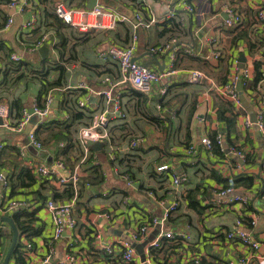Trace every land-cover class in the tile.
<instances>
[{"label": "crops", "instance_id": "0c3cea01", "mask_svg": "<svg viewBox=\"0 0 264 264\" xmlns=\"http://www.w3.org/2000/svg\"><path fill=\"white\" fill-rule=\"evenodd\" d=\"M176 1L170 6L164 0H18L25 5L21 11L10 6L8 0H0V103L12 107L17 100L21 112L30 110L38 105L36 96L42 88L39 82L43 78L50 82L60 80V84L53 86V111L43 124L30 122L23 132L6 127L0 130V173L10 183L6 187L0 182V216L12 218L14 212L23 210L26 214L22 219H31L33 230L21 234L23 243L34 245L26 256L28 264H39L49 252L50 264H125L119 254V242L131 239L132 233L153 217L158 223L132 242L137 254L132 264H148L149 256L156 264H167L195 255L202 257L203 264H240L239 259L249 258L253 252L239 240H229L224 233L239 218L254 238H264V135L256 126L246 128L244 124V114L251 116L254 112L257 116L258 111H264V78L252 85L256 62L261 63L260 70L264 73V45L250 49L249 44L264 37V23L257 20L264 0H187L194 5V12H187L183 1ZM58 2L85 8L101 2L118 9L127 19L116 30L81 32L56 16ZM141 2H145V8H141ZM229 7L242 14L241 23L224 25ZM140 9L146 20L153 13L155 22L137 29L136 61L164 71L166 76L153 84L148 94L135 90L127 82L116 84L114 92L120 95L125 112L124 117L118 114L113 117L109 128L111 144L120 147L116 158L110 157L108 142L104 143L103 149L90 152L81 166L77 189H64L55 178L42 177L35 168L51 165L62 153L72 166L81 162L84 149L79 132L91 125L105 108L104 96L100 94L107 87L103 75L110 74L116 83L120 81L118 65L101 54L111 45L125 46L130 42L137 23L135 15ZM10 16L14 21L6 28ZM32 18L34 25L24 27ZM241 32H247L246 39L241 38L235 44L233 39ZM44 36L46 41L38 46ZM213 38L217 44L212 42ZM167 43L171 46L164 53L151 51L152 47ZM42 46L48 48L44 56L40 53ZM216 46L222 49L220 58L212 56ZM241 49L247 58L246 68L252 73L247 88L244 85V99L241 98L244 113L216 86L232 82L238 76L236 62ZM12 54H18L21 60H12ZM192 69L202 70L210 80L189 82ZM29 81L34 83L28 86ZM81 99H87L86 106H79L77 100ZM222 100L238 114L231 131L218 116L219 109L230 107ZM31 130L42 140V149L28 143ZM215 133L223 137L225 149L232 147L229 144L232 142L238 149L252 152L256 163L246 165L229 153L225 158L210 154L201 139ZM133 137L140 139L137 147L130 146ZM192 143L198 144L195 155L188 153ZM164 166L168 168L162 170ZM26 168L31 169L35 178L30 186L21 183L25 179L21 172ZM116 168L130 173L133 184L128 185ZM241 173L256 176L251 187H233L237 194L249 197L248 204L237 203L212 212L206 211V207L202 210L190 207L192 191L197 190L193 196L204 205L208 198H219L218 191L224 186L222 179H232ZM176 174L183 178L179 187L172 184V176ZM75 195L77 226L55 240L53 215L46 202L48 199L68 202ZM176 198L180 200L179 209L162 222L166 206ZM10 199H22L28 205L8 211ZM104 213H110L112 219L105 218ZM254 219L257 222L252 225ZM163 227L190 234L191 239L163 238L160 248L149 251ZM12 233L11 225L0 221V264L12 244ZM99 237L114 247L115 255L97 246ZM68 256L73 259L67 261ZM249 261L264 264V241ZM9 264H16L12 256Z\"/></svg>", "mask_w": 264, "mask_h": 264}, {"label": "built area", "instance_id": "2783aa9c", "mask_svg": "<svg viewBox=\"0 0 264 264\" xmlns=\"http://www.w3.org/2000/svg\"><path fill=\"white\" fill-rule=\"evenodd\" d=\"M164 1L171 6L172 2H174L175 0ZM180 1H183L184 4H186L187 12H194V5L189 4L187 0H177L176 2L178 3ZM9 5L12 7H19V10L21 11L25 7L24 4L20 5L18 0L10 1ZM142 7L145 8V2H141V8ZM226 12L227 18L224 20L225 26L239 24L243 21L242 14L236 11L234 8L229 7ZM170 13L174 15L172 11H170ZM55 14L58 18L63 20V22L69 24L71 27L81 32H89L91 30H116L121 22L127 19V17L118 9L105 6L101 2L95 4L92 8L74 7L69 6L64 2H58L55 5ZM135 17L137 23L134 25L135 30L133 31L130 42L125 46L111 45L106 50V52H103L101 54L104 59L112 60L118 65L120 81L116 83L115 78H113L110 74L103 75L102 80L107 87L103 88L100 91V94L104 96L105 108L97 114L95 121L91 125L82 128L79 132V137L84 149L81 162H77L72 166V164H70V159H68L62 153L53 161L51 165L42 164L39 167L35 168L40 176L55 178L64 189H77V183L80 179L81 174V166L87 162L91 152L90 148L95 142H103L105 144H107L108 142V153L112 159L116 158V152L120 149V147L111 144L109 128L113 117H115L117 114L122 117L125 116V112L122 110L121 97L118 93L116 94L114 92V87L116 86V84L120 82H127L135 90L143 94H148L151 92L153 84L161 82L166 76V73L164 71H159L149 66L142 65L138 61L134 60L135 53L138 48L139 39L137 29L139 27H149L155 22L153 13H151V18L149 20H146L142 14L141 9L136 13ZM257 20L264 23V6L260 7L258 10ZM13 21V16H10L6 24V28L9 27L13 23ZM34 22L35 18H32L24 24V27H31L34 25ZM45 41L46 36L41 39L38 46ZM212 42L214 44H217V39L213 38ZM170 46V43L160 46H154L152 47L151 51L154 53H164L170 48ZM222 54V49L218 46H216L212 51V56L214 58H220ZM11 59L14 61H20L21 57L18 54H12ZM239 63V60H237L236 64L238 68ZM251 78V71L248 68H245L243 72V84L245 85L246 83H248ZM188 80L191 83H202L205 80L208 81L210 79L207 78L206 74L202 70L192 69L189 70ZM237 80H239V77L235 76L232 82H226L225 84L216 86L223 96L233 102L237 110L241 111V113H244L243 110H245V106L241 101L240 93L237 89ZM54 90V87H50L44 95L42 104H38L34 108L33 113H30L29 110L25 109V111H23L22 117L19 119H13L11 116L10 106L6 103L1 102L0 118L2 119L3 123H0V130L2 127H6L12 128L16 132H23L26 126L30 124L33 117L36 118L37 124H43L53 111ZM77 103L79 104V106L84 107L87 104V99L77 100ZM244 124L246 128L256 126L264 135V111H258L256 123L252 122L251 116L248 113L244 114ZM139 141V137H133L130 140V146L137 147L139 145ZM216 141L218 144H220L222 149L226 150L223 143V137L220 134L216 136ZM28 143L37 149L43 148V142L38 137L36 131L31 130L28 133ZM201 144L210 154H213V141L210 137L202 138ZM1 147L2 146L0 145V148ZM229 149L233 155L244 161L246 152L239 150L235 146L230 147ZM197 152L198 144L192 143L190 146H188V153L190 155H195ZM167 168V166H164L161 169L166 170ZM116 173L119 174L128 185L133 184V178L130 173L122 171L119 168H116ZM0 182L6 187L10 186L8 179L2 173H0ZM182 182L183 178L180 175L176 174L172 176L173 186L179 187L181 186ZM262 182V199L264 207V171L262 174ZM218 197V199L214 196L208 198V200L204 204L206 206V211H219L226 208L228 209L233 204L240 203L241 205H246L249 203V197L246 195L237 194L232 186L220 188V190L218 191ZM76 198L77 196L75 195L70 201L62 203L55 201L54 199L47 200V208L52 212L53 215V238L55 240L60 239L67 229H74L77 226V218L74 214ZM27 205L28 204L25 200L10 199L6 205V209L8 211L18 210L27 207ZM179 206L180 200L178 198L172 200L165 208L162 222L166 221L173 213H175L179 209ZM103 215L107 219H112V215L110 213H104ZM256 222L257 220L254 219L250 223L254 225L256 224ZM156 223H158V219L153 217L147 223L139 226L132 233L131 239H122L119 242V254H121L125 264H132L133 262H135V259L137 257L136 250L132 242L142 238L147 233L149 227ZM243 223L244 220L242 218H239L234 226L229 230H224V233L229 240H239L241 243L251 249L253 253L249 258L242 257L241 259H239L240 264H250V258L254 256V252H257L260 249L264 238H254L251 233L245 230V228L243 227ZM163 238H167L170 241H178L180 239L189 241L191 239V235L187 233H175L172 230H168L163 227L157 238L151 243L149 251H151V248H160ZM96 240L97 246H99V248H102L107 254L115 255L114 247L111 246L110 243L103 242L102 238L100 237ZM33 247L34 245L31 242H25L23 243L22 250L27 256L30 254V252L33 251ZM51 250H53V248H51ZM72 259L73 256L67 257V261ZM51 260L52 253L49 252L42 258L39 264H50ZM147 263L156 264L151 256L148 257ZM167 264H203V259L201 256L195 255L189 259H185L184 261L182 260L180 262H168ZM229 264L234 263L230 262Z\"/></svg>", "mask_w": 264, "mask_h": 264}, {"label": "trees", "instance_id": "16d2710c", "mask_svg": "<svg viewBox=\"0 0 264 264\" xmlns=\"http://www.w3.org/2000/svg\"><path fill=\"white\" fill-rule=\"evenodd\" d=\"M12 0H8V2H10ZM57 16V15H56ZM247 36V32H241L238 35H236L233 39V42L236 44L238 43V41L243 38L246 39ZM250 49H254L256 46H262L264 45V37L260 36L257 40V42H250ZM260 65L261 63L256 62L255 63V69H256V74H255V78L254 80H252V85H256L260 80H262L264 78V73L262 70H260ZM48 78H43L41 80L42 88L41 91L39 92V94L36 96V100L38 102L39 105L42 104L44 95L46 94L47 90L50 87L53 86H57L58 84H60V80L58 81H53L50 82L48 81ZM46 81V82H44ZM249 85V83L245 84V87L247 88V86ZM223 103H226L227 105H229L230 107H223V109H219L218 112V116L220 120H223L226 122V124L228 125V130L231 131L233 129V127L236 125L237 122V118H238V114L236 112H234V110H232L231 108V104H229L228 102H225V100H222ZM18 101H14L12 104V107L10 106L11 109V116L13 118V116L15 118L13 119H19L22 117L23 112H21V109L18 107ZM230 112V115H227L226 112ZM216 136L217 133L213 134L210 136L211 140L213 141V154L220 156V158H225L227 156V152L226 150L222 149V147L220 146V144L217 143L216 141ZM230 145L233 146L232 142H229ZM190 146V145H189ZM236 148H238L237 146H235ZM91 152H93V149L90 148ZM241 150V149H239ZM234 163L236 162L234 160V158H230ZM257 161L256 156L252 153V152H246L245 155V159H244V163L246 165H250L252 166L253 164H255ZM264 171V167L262 166V173ZM22 178L23 176H25V179H22V185L23 186H30L35 182V178L31 172V169H23L22 170ZM255 175L254 174H247V173H241L238 175H235L232 179H222L221 181L223 182L224 186L223 187H239V186H244V187H251L253 185L254 179H255ZM197 191V190H196ZM196 191H192V196H190V202L189 205L190 207L194 208V209H198V210H202L203 207H206L205 205H203L200 200L196 199L195 196H193V193H196ZM26 214L25 211H16L13 213L12 218L14 219V222L19 230V238H18V242L13 250L12 253V258L15 259V263L16 264H28L27 260H26V255L22 250V246H23V242H22V238H21V234L22 233H30L33 228L31 226V219L29 220H25L22 219V217ZM13 235V233H12ZM154 250V248H151V252Z\"/></svg>", "mask_w": 264, "mask_h": 264}, {"label": "water", "instance_id": "95a60500", "mask_svg": "<svg viewBox=\"0 0 264 264\" xmlns=\"http://www.w3.org/2000/svg\"><path fill=\"white\" fill-rule=\"evenodd\" d=\"M97 1V0H95ZM48 52V48L47 46H42L40 48V53L42 54V56L46 55V53ZM134 60H137V58L135 57ZM239 68H238V77H239V85L237 87L239 93H240V96L241 98L244 99V84H243V72L246 68V63H247V58H246V55L245 53L243 52V49H241V53H240V56H239ZM242 99V100H243ZM30 113H33L34 112V108H30ZM251 119H252V122L256 123L257 122V116L254 112H252L251 114ZM36 121V118L33 117L31 119V123L32 122H35ZM0 123H3L2 122V119L0 118ZM104 147V143L103 142H95L94 144H92L91 148L94 150V151H100L102 150ZM226 151L234 158H238L236 157L235 155H233L231 152H230V149L227 147L226 148ZM241 162H243L241 159H240ZM0 221L2 222H6V223H9L13 229V240H12V244L9 248V251L5 257V260L3 262V264H9L10 262V259H11V256H12V253H13V250L17 244V241H18V237H19V231H18V228L16 226V224L14 223L13 219L10 217V216H0Z\"/></svg>", "mask_w": 264, "mask_h": 264}, {"label": "rangeland", "instance_id": "374dc122", "mask_svg": "<svg viewBox=\"0 0 264 264\" xmlns=\"http://www.w3.org/2000/svg\"><path fill=\"white\" fill-rule=\"evenodd\" d=\"M30 83H34V82L29 81V82H28V86H29ZM39 83H41V82H39ZM42 85H43V84L41 83V87H42Z\"/></svg>", "mask_w": 264, "mask_h": 264}]
</instances>
